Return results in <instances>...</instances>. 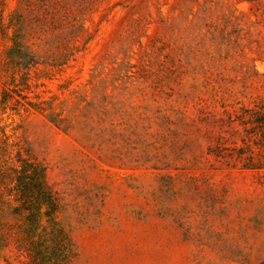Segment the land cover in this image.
Returning <instances> with one entry per match:
<instances>
[{
    "label": "rangeland",
    "instance_id": "rangeland-1",
    "mask_svg": "<svg viewBox=\"0 0 264 264\" xmlns=\"http://www.w3.org/2000/svg\"><path fill=\"white\" fill-rule=\"evenodd\" d=\"M262 100L264 0H0V264H31L20 159L71 264H264V170L238 155Z\"/></svg>",
    "mask_w": 264,
    "mask_h": 264
},
{
    "label": "trees",
    "instance_id": "trees-1",
    "mask_svg": "<svg viewBox=\"0 0 264 264\" xmlns=\"http://www.w3.org/2000/svg\"><path fill=\"white\" fill-rule=\"evenodd\" d=\"M238 120L244 127L243 146L238 150L239 159L245 161L243 168L264 170V101L241 110ZM212 154L226 158L218 149ZM18 162L13 180L14 214L23 217L26 244L22 252L31 264H71L74 245L58 219L59 200L47 184L45 169L29 159Z\"/></svg>",
    "mask_w": 264,
    "mask_h": 264
}]
</instances>
